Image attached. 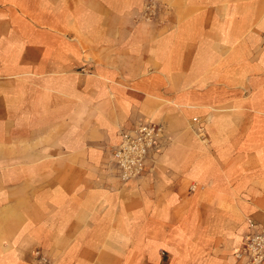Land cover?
Wrapping results in <instances>:
<instances>
[{"label": "crops", "instance_id": "obj_1", "mask_svg": "<svg viewBox=\"0 0 264 264\" xmlns=\"http://www.w3.org/2000/svg\"><path fill=\"white\" fill-rule=\"evenodd\" d=\"M165 1L142 23V0H0V264H248L235 251L245 217L264 224V0ZM32 32L58 34L63 72L15 71ZM141 122L164 137L133 185L152 199L132 201L110 149Z\"/></svg>", "mask_w": 264, "mask_h": 264}, {"label": "rangeland", "instance_id": "obj_2", "mask_svg": "<svg viewBox=\"0 0 264 264\" xmlns=\"http://www.w3.org/2000/svg\"><path fill=\"white\" fill-rule=\"evenodd\" d=\"M140 15L137 18V20L139 22L142 23H151V21L153 20H158V18L160 17V19H166L164 15L167 14V11L170 10L172 8V6L169 5L168 2H166L165 0H142V2L140 3ZM136 8V7H135ZM162 17V18H161ZM36 19H34L32 17V21H34ZM34 24H38V23H34ZM43 41L42 44H44V47H41L42 49H39V44L38 42ZM59 43L60 40L58 39V34H56L55 32H49V33H31V48L30 49H25V50H15V54L19 56V54L21 55L23 52H25V64H16L15 65V71H26V72H44V73H61L63 72L62 68L63 66L61 65H56L54 64V60L56 59V57H62V56H69L70 57V52L69 50H63L59 48ZM30 56V57H29ZM16 61H18L17 56L15 58ZM29 69V70H28ZM78 71H81V69L79 68ZM68 73H71L74 75V66H70L67 68ZM49 89V87L47 88ZM199 120L193 119V123L194 124H198ZM195 128V134L196 137L199 139H202L205 141V143H208L207 137H206V132L205 134H201L200 136L196 133V129L198 127H202V126H198ZM204 128V127H203ZM205 129V128H204ZM48 131V130H47ZM64 131V130H62ZM206 131V129H205ZM203 136V137H202ZM205 137V138H204ZM117 145V144H116ZM114 147V146H113ZM113 147L110 149V157L112 158V152H113ZM112 171L114 172V174L116 175L117 179L119 180V182L122 184L123 187H125V189L127 190L126 192V198L128 200H132V201H147V200H151V195H150V191L147 190L146 192H140V194H137L135 192L134 189V184H142L144 182H141V179L144 176V173L137 177V178H131V179H123L122 177H120L119 172L115 166V164L113 163L112 160ZM155 171V170H154ZM153 172L150 171L148 172L146 175L150 176L151 173ZM159 198L158 200H163L166 199L167 197V193L166 191L160 187L159 189ZM191 198H188L187 200H192L194 199L192 197V195H190ZM156 199V198H153ZM244 225L248 224V220H252L253 222L257 223V221H255L253 218L251 217H245L244 218ZM147 226H143L144 229L150 228L149 224H146ZM243 225V223H242ZM241 225V226H242ZM243 227V226H242ZM244 242V241H243ZM243 246V243L240 247V249L235 251V255L239 260L243 261V257L239 256V253L241 252V248ZM162 257L164 258V261L166 262L167 257L165 256V254L162 255ZM44 262L47 263V260L45 258H41ZM149 264H154V257H149ZM244 263V262H243ZM249 264V262H248Z\"/></svg>", "mask_w": 264, "mask_h": 264}, {"label": "built area", "instance_id": "obj_3", "mask_svg": "<svg viewBox=\"0 0 264 264\" xmlns=\"http://www.w3.org/2000/svg\"><path fill=\"white\" fill-rule=\"evenodd\" d=\"M205 132L203 127L196 129L199 136ZM119 137V143L113 147L112 160L120 177L131 179L145 172L146 163L163 140L164 131L161 126L141 122L121 130ZM248 230L239 256L247 258L249 264H264V224L248 220Z\"/></svg>", "mask_w": 264, "mask_h": 264}]
</instances>
